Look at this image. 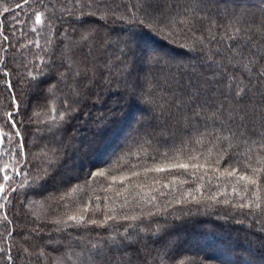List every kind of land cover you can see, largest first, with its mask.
Listing matches in <instances>:
<instances>
[{
	"label": "snow or ice",
	"instance_id": "obj_1",
	"mask_svg": "<svg viewBox=\"0 0 264 264\" xmlns=\"http://www.w3.org/2000/svg\"><path fill=\"white\" fill-rule=\"evenodd\" d=\"M209 3L215 5L211 12ZM5 15L14 22L13 36L19 26L25 42L19 43L18 38L17 47L0 26V87L9 94L7 99L0 97L2 264H16L14 248L30 261L38 259L45 264L49 257L52 264H102L113 250L123 253L117 264H196L189 259H176L168 243H162L155 254L148 251L147 256H142L145 248L137 249L132 245L139 243L141 234L146 233L143 227L135 238L130 234V229L134 230L131 223L122 232L111 231L113 225L121 221L149 219L161 211L166 212V208L149 211L147 216L129 215L124 210L127 201L118 210L108 206L107 197L103 207L98 202L99 196H95V204L91 195L84 202L80 198L73 199V193H83V185L65 190L62 180L56 181L49 191L61 150L46 144L38 152L27 151L21 131L24 114L16 94L17 84L21 96H25L30 89L38 87L41 77L54 80L45 97L48 110L44 119H38L40 113L34 111L29 121L36 119L50 132L64 128L80 110L82 89L90 92L94 86L107 88L113 78L118 84L123 80V94L117 97L118 102L134 98L147 112L167 113L178 126L183 125L179 142L168 145L165 141L164 151H160V141L138 122L108 166L109 174L120 172L119 176L111 175L112 181L124 184L139 177L141 172L168 174L183 170L192 180H182L181 185L197 179L203 181L205 177L211 184L214 175L216 183L207 195L204 184L199 183L177 198L175 204L224 207L230 209L229 216H241L264 230V0L254 10L234 4L232 0H126L120 4L113 0H0V17ZM109 21L119 24L115 41L119 55L107 64H99L93 53L97 44L111 46V41L97 40L102 29L107 34ZM201 21L205 22L202 28ZM254 36L259 40H254ZM157 39L183 52L173 55V49L158 45ZM29 46L31 59L24 56L22 61H17L16 53ZM12 48L15 49L11 60L14 67L9 68V49ZM197 54L199 65L195 63ZM137 60L147 71L142 77L130 80ZM204 68L207 72L200 70ZM14 77L17 84L13 82ZM61 84L70 87L62 107L58 95ZM96 98L100 99L99 92ZM129 158H135L137 164L132 165L134 170L125 173ZM140 164L143 167L138 169ZM105 176L106 170L98 169L85 183L91 188L90 181ZM172 179L175 181L177 177ZM163 187L167 189L170 185L164 183ZM27 190L42 196L49 207L54 203L63 206L65 211L46 221H38L18 240L8 209L16 194ZM155 200L153 196L148 203ZM35 203L27 194L20 201L25 209ZM236 223L241 224L243 220L237 219ZM44 224L53 225L60 233L69 229L110 230L108 252L103 243H92L87 249L81 247L79 252L73 251L69 243L68 251L56 256L45 253L43 248L33 252L29 241L33 235H46ZM164 227L166 225L157 223L152 235L162 240L160 233Z\"/></svg>",
	"mask_w": 264,
	"mask_h": 264
},
{
	"label": "trees",
	"instance_id": "obj_2",
	"mask_svg": "<svg viewBox=\"0 0 264 264\" xmlns=\"http://www.w3.org/2000/svg\"><path fill=\"white\" fill-rule=\"evenodd\" d=\"M246 1L232 0L234 4L245 6L250 10L261 6V0ZM122 2H126V0H113V3L116 4ZM214 6V3L208 4L209 12ZM23 18L21 16V19ZM13 23L10 16L0 17V26H2L3 31L12 37V43L19 47L17 39L19 38V43H24L25 39L21 37L19 26L16 27L15 36H13ZM204 23L203 21L200 22L201 28ZM112 29H116V31ZM118 29V23L113 24L112 21H109L107 34L102 29L97 37L98 41L112 42L111 46L105 45L102 47L100 44L96 45L93 55L99 64H107L110 59L115 60V57L119 55L115 43ZM25 31H27V27H25ZM254 40L258 41L259 37L254 36ZM156 43L172 48L173 55L183 52L178 47L168 45L164 40L157 39ZM245 51H248V49L245 48ZM13 52H15L14 48L9 49V68L14 67L11 63ZM30 52L31 46H29V49L17 52L15 58L17 61H22L24 56H28L31 59ZM198 57L199 54H197L195 61L197 65H199ZM200 70L207 72L206 68ZM146 71L147 69L137 60L131 69L130 80L142 77ZM40 80L38 87L30 89L25 96H21L20 87L15 77L13 78L14 84H17V97L21 100V112L24 114V126L21 131L27 151L30 154L38 152L46 144L50 147H58L61 150L60 163L55 173V180L49 182V191L53 190L56 181L62 180L64 181L63 187L65 190H69L77 184L83 185V193H73V199L80 198L81 202H84L85 198L91 195L93 197L92 203L95 204L97 203L95 196H99L101 199L98 202L103 207L105 197H107L108 206H115L118 210L127 201L128 203L124 210L129 215L147 216L149 211L156 212L158 209L166 208V212L161 211L159 215L149 219L135 222L121 221L113 225L112 232H122L128 224H133L134 230L130 229V234L134 238L141 227L147 230L145 234H141L140 242H134L132 245V247L137 249L145 248V251L141 253L142 256H147L148 251L155 254V251L162 243H168L176 259H189L195 261L196 264H220V262H217L219 259H226L232 264H245V261L248 264H264V230H261L259 224L241 216H229L230 209H225L224 207L214 206L209 208L192 203L181 207L175 204L177 198L184 192L195 189L199 183L204 184L205 195H207L208 190L216 183L214 175L211 178V184L209 183V178L205 177L203 181L197 179L193 183L181 185L180 182L182 180H192V177L184 174L183 170H173V172L168 174L149 173L147 175L141 172L139 177L131 178L130 181H126L124 184H121L119 180H111V175L119 176L120 172L113 171L109 174L107 172L108 166L113 163L116 156L120 153L126 138L137 126L138 122L149 130L155 140L160 141V151H164L165 141H167L168 145L179 142V134L183 132L182 124L178 126L167 113L147 112L144 106L134 98H126V100L118 102L117 97L123 94V80L118 84L116 79L113 78L111 85L107 88L94 86L90 92L82 89L80 110L64 128L50 132L45 125L39 124L36 119H33L32 122L29 121V117H32L34 111L40 113L38 119H44V115L48 110L45 97L49 84L53 83L54 80H47L44 77H41ZM70 84L71 81H69ZM69 92V86L64 84L59 86L58 95L61 107L65 94ZM97 92H99V100L96 98ZM8 95L0 87V97L7 99ZM188 115L191 116V111L188 112ZM16 120L19 124L20 117H16ZM198 123L202 124L203 121H198ZM0 124H2V121H0ZM129 127H132V130ZM201 131H203L202 128ZM155 146L154 144L153 147ZM241 150L243 149L241 148ZM150 156L151 149H149ZM133 164H137L136 159L129 158L124 169L125 173L129 170H134L132 169ZM142 167V164L138 165V169ZM98 169H105L106 176L90 181L91 188H89L85 183L86 178L91 177V173ZM173 176L177 177L175 181L172 179ZM154 180H160L161 182L158 184L153 183ZM164 183H168L170 187L165 189L163 187ZM161 193L164 194L162 195ZM26 194L28 199L36 201L28 209L23 208L20 204ZM197 195L199 196L198 193ZM153 196L156 197V200L151 204L148 203ZM64 211L63 206L54 203L49 207L42 196L33 195L31 190L18 192L8 209L9 216L15 224L18 240L22 234L27 233L38 221H46ZM176 217H179V219H176ZM237 219H242L243 223L237 224ZM157 223L166 225L160 233L163 237L162 240L152 235ZM43 228L46 235L40 237L33 235L29 241V246L33 252L43 248L45 253H51L52 256H56L62 252H67L69 243L72 244V250L75 252H79L81 247L90 248L92 243H103L105 252H108L107 238L110 230L77 231L69 229L66 233H60L56 232L51 224H44ZM3 231L4 225L0 224V232ZM48 241L53 243L49 244L47 243ZM191 242H194V244L199 242L205 255L193 253L189 248ZM231 245H233L234 249L231 248ZM53 247L57 251H54ZM60 248H63L62 251H58ZM18 251V248H14L12 253L14 258H16V264H45L44 261L38 259L30 261L28 256L22 253L18 254ZM122 256L123 253L113 250L108 253L102 264H117L118 259ZM97 259L99 260V256ZM0 264H2V260H0ZM46 264H52L51 257L48 258Z\"/></svg>",
	"mask_w": 264,
	"mask_h": 264
},
{
	"label": "rangeland",
	"instance_id": "obj_3",
	"mask_svg": "<svg viewBox=\"0 0 264 264\" xmlns=\"http://www.w3.org/2000/svg\"><path fill=\"white\" fill-rule=\"evenodd\" d=\"M216 2H219V0H216ZM246 2H249V0H247ZM136 116H138L137 114H136ZM129 129L130 130H132V127H129ZM91 149V148H90ZM91 151V150H90ZM91 153V152H90ZM76 169H77V167H76ZM190 246H189V248H190V250L193 252V253H195V254H197V255H202V256H204L205 255V252H204V250H202V246L200 245V243L198 242L197 244H194V242H191V244H189ZM50 247V246H49ZM231 248H233L234 249V247H233V245H231ZM62 249L63 248H60V249H58V251H62ZM53 250L54 251H57V249H55L54 247H53ZM218 260V259H217ZM218 263L220 262V264H232V263H230V262H228V261H226V259H219L218 261H217ZM222 262V263H221Z\"/></svg>",
	"mask_w": 264,
	"mask_h": 264
}]
</instances>
